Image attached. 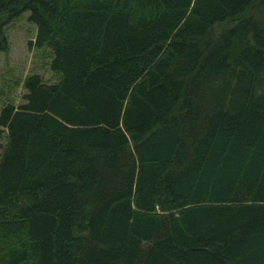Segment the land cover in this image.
Wrapping results in <instances>:
<instances>
[{
    "label": "trees",
    "instance_id": "trees-1",
    "mask_svg": "<svg viewBox=\"0 0 264 264\" xmlns=\"http://www.w3.org/2000/svg\"><path fill=\"white\" fill-rule=\"evenodd\" d=\"M24 12L0 264H264V0H0V51Z\"/></svg>",
    "mask_w": 264,
    "mask_h": 264
},
{
    "label": "rangeland",
    "instance_id": "rangeland-1",
    "mask_svg": "<svg viewBox=\"0 0 264 264\" xmlns=\"http://www.w3.org/2000/svg\"><path fill=\"white\" fill-rule=\"evenodd\" d=\"M28 13L12 20L5 26L7 48L0 51V110L6 104L18 106L23 104L25 90L23 80L33 74L41 77L43 82L52 84L58 81L50 69L52 54L47 47H36L35 24L27 20ZM32 43V44H31ZM5 134L2 144H5Z\"/></svg>",
    "mask_w": 264,
    "mask_h": 264
}]
</instances>
